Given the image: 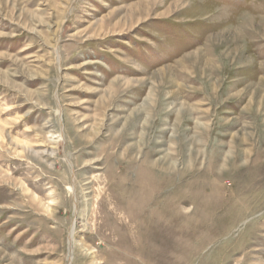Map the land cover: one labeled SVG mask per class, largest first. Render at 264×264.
Wrapping results in <instances>:
<instances>
[{"label":"rangeland","instance_id":"1","mask_svg":"<svg viewBox=\"0 0 264 264\" xmlns=\"http://www.w3.org/2000/svg\"><path fill=\"white\" fill-rule=\"evenodd\" d=\"M0 264H264V0H0Z\"/></svg>","mask_w":264,"mask_h":264},{"label":"bare ground","instance_id":"2","mask_svg":"<svg viewBox=\"0 0 264 264\" xmlns=\"http://www.w3.org/2000/svg\"><path fill=\"white\" fill-rule=\"evenodd\" d=\"M257 19V18H256ZM261 20V19H260ZM259 20V21H260ZM258 21V20H257ZM249 23V22H248ZM69 192H71V190H72V188L71 187H69L68 189H67ZM145 202V201H144Z\"/></svg>","mask_w":264,"mask_h":264}]
</instances>
